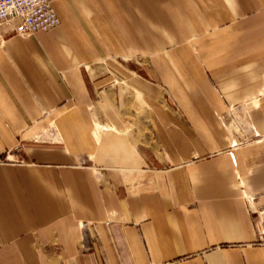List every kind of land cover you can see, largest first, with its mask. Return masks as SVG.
I'll return each instance as SVG.
<instances>
[{
	"label": "crops",
	"instance_id": "crops-1",
	"mask_svg": "<svg viewBox=\"0 0 264 264\" xmlns=\"http://www.w3.org/2000/svg\"><path fill=\"white\" fill-rule=\"evenodd\" d=\"M52 4L53 30L0 26V154L33 162L0 163V264H264V0Z\"/></svg>",
	"mask_w": 264,
	"mask_h": 264
},
{
	"label": "built area",
	"instance_id": "built-area-1",
	"mask_svg": "<svg viewBox=\"0 0 264 264\" xmlns=\"http://www.w3.org/2000/svg\"><path fill=\"white\" fill-rule=\"evenodd\" d=\"M16 22L19 36H32L39 31H50L61 23L52 0H0V26ZM257 236L254 244L264 248V205H257L256 196L245 194Z\"/></svg>",
	"mask_w": 264,
	"mask_h": 264
},
{
	"label": "rangeland",
	"instance_id": "rangeland-1",
	"mask_svg": "<svg viewBox=\"0 0 264 264\" xmlns=\"http://www.w3.org/2000/svg\"><path fill=\"white\" fill-rule=\"evenodd\" d=\"M225 122L227 123L229 130L231 131L233 137H236L237 143L235 145V148L242 147L245 143V138L251 135V131L249 130L248 126V120L245 118V116H241V113L239 109L233 108L229 113L223 116ZM142 120V127L139 129H136L135 131L137 134V141L142 144L144 148H151L158 152L156 149L155 143L152 139V134L149 128V119L145 115V109L143 110L141 114ZM139 119V120H140ZM45 138L40 139L37 141V143H47L52 144V142H58L60 140L59 131L55 126H52L51 128L47 129L45 131ZM142 137L141 139H139ZM144 140V141H142ZM55 144V143H54ZM19 148H5L3 152L0 154V163H11V164H33L30 160L27 159V156L25 155L27 153L26 148H24L22 145L19 146ZM81 160L80 163H85L86 165H90V163L87 161L85 156H80Z\"/></svg>",
	"mask_w": 264,
	"mask_h": 264
}]
</instances>
